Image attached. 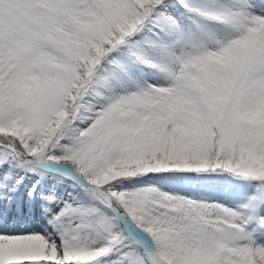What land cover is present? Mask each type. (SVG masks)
<instances>
[{"label": "snow or ice", "instance_id": "snow-or-ice-1", "mask_svg": "<svg viewBox=\"0 0 264 264\" xmlns=\"http://www.w3.org/2000/svg\"><path fill=\"white\" fill-rule=\"evenodd\" d=\"M0 264H264V0H0Z\"/></svg>", "mask_w": 264, "mask_h": 264}]
</instances>
